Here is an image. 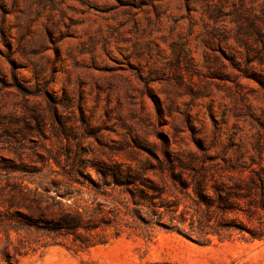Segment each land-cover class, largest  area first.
<instances>
[{
  "label": "rangeland",
  "instance_id": "374dc122",
  "mask_svg": "<svg viewBox=\"0 0 264 264\" xmlns=\"http://www.w3.org/2000/svg\"><path fill=\"white\" fill-rule=\"evenodd\" d=\"M260 158L264 0H0V264H264V239L199 244L170 217L194 169ZM114 163L145 172L154 207L91 167ZM56 190L99 243L25 224Z\"/></svg>",
  "mask_w": 264,
  "mask_h": 264
},
{
  "label": "trees",
  "instance_id": "16d2710c",
  "mask_svg": "<svg viewBox=\"0 0 264 264\" xmlns=\"http://www.w3.org/2000/svg\"><path fill=\"white\" fill-rule=\"evenodd\" d=\"M75 165V164H74ZM255 166V167H254ZM97 175L109 185L136 186L138 194L130 192L131 202L136 206L154 207L150 191H158L144 176L145 172L123 166L121 163L103 164L102 168L91 165ZM168 168L173 171L188 170L190 163L168 160ZM199 166L194 169L191 179L194 195V206H186L176 216H170L180 224H188L189 232L176 228L186 238L199 243L208 244L211 236L218 239L230 238L234 233L241 234L250 240L264 239V162L251 161L248 165L223 166L228 172L225 180H218L208 170ZM248 171L246 173L245 171ZM142 186V187H141ZM68 192L55 191L50 197L52 203L35 206L39 213L34 222L28 216L25 224L40 231L62 237H71L78 249L96 245L89 232L101 226L99 218L89 208H83L66 202ZM65 200V201H63ZM177 211V210H176ZM195 235L196 237H194Z\"/></svg>",
  "mask_w": 264,
  "mask_h": 264
}]
</instances>
